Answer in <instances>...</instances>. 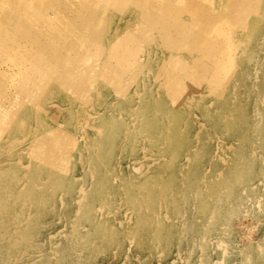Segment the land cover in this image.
<instances>
[{
  "label": "rangeland",
  "instance_id": "rangeland-1",
  "mask_svg": "<svg viewBox=\"0 0 264 264\" xmlns=\"http://www.w3.org/2000/svg\"><path fill=\"white\" fill-rule=\"evenodd\" d=\"M96 1L58 0L55 7L59 14L50 18V24L34 26L46 39L63 42L66 37L74 42L65 60L80 63L67 64L64 71L95 62L105 67L99 58L101 50L80 36L86 25L101 22L98 28L106 29L108 36L115 29L123 35L134 25L135 17L112 14V6L100 21H94V16L80 21L73 12L66 11V6L77 4L78 9L93 8ZM11 2L0 0V8H10ZM151 4L157 11L158 2L152 0ZM260 8V15H252L253 23L245 31L249 34L245 57L228 77L221 78L219 96L211 102V97L195 90L192 125L187 124L186 109L172 113L176 125L169 128V134L174 137L168 147L157 149L161 154L157 164L147 157L141 160V169L134 168L133 162L140 161L136 157L140 153L137 136L116 117L120 109L123 114L133 106L134 96L117 95L112 90L116 83L113 78L103 81L98 92L81 94L82 100L64 89L57 91L58 100L44 101L39 111L36 105L31 108L36 115L20 107L24 112L18 116L17 127L5 134L7 139L0 140V264H264V0ZM19 15L20 21L28 22L25 14ZM6 23L8 31L4 34L12 40L0 50V106L6 102L3 89L13 91L11 98L22 96L15 94L23 62L16 61L17 56L22 55L29 65L34 56L43 61L49 54L35 49L21 32ZM200 30L201 38L209 32ZM216 38L214 34L199 40L205 43ZM129 46L127 40L119 49L127 50ZM43 64L39 74H45L47 61ZM205 73L201 75L196 65L190 70V75L204 82L200 88L210 85V71ZM84 82L78 79L77 87L88 86ZM52 89L56 91L55 83ZM89 97L102 111L103 132L99 136L80 124L85 121L84 99ZM183 101L187 108L189 100ZM208 103L214 109L208 110ZM123 116L126 118L125 113ZM59 121L64 124L57 125L60 130L74 136L91 135L92 140L86 145L87 140L84 143L81 139L63 170L53 173L49 165L33 159L24 175V165L11 155H25L29 149L25 146L31 141L29 150L48 152L44 135L52 139L56 131L51 133V129H56ZM29 126L37 130L29 140L10 143L11 138L25 134ZM151 130L154 140L148 144L154 148H148V152L156 157L155 146L164 141L156 136L166 128L154 126ZM79 148L86 149L81 157ZM50 167L55 169V162Z\"/></svg>",
  "mask_w": 264,
  "mask_h": 264
},
{
  "label": "bare ground",
  "instance_id": "bare-ground-1",
  "mask_svg": "<svg viewBox=\"0 0 264 264\" xmlns=\"http://www.w3.org/2000/svg\"><path fill=\"white\" fill-rule=\"evenodd\" d=\"M56 1L58 0H12L10 8H0V15L3 14L5 17V23L0 24V50H2L3 46H8L10 44L9 41L12 40L8 35L4 34V32L8 31L6 23L8 22L11 28L21 32L29 43H33L35 49L49 53L48 59L45 57L43 61L39 56H34V62H30L31 64L29 65L25 63V58L22 55L17 56L16 61L23 62L21 66L22 79H19V87L17 91L15 90V94L22 96L11 98L9 94H13L12 90L11 92L8 89L1 91L4 93V101L6 102L0 106V140L6 138L5 134L9 135L13 128L17 127L18 116H22L20 114L22 111L24 112L20 107L25 106L26 112L30 114L34 105L39 111L42 109L44 101L51 100V98L58 100L57 91L64 89L78 97L81 94L87 96L89 92H98L103 81L106 83L113 78L116 82L114 86L118 85V87L114 88L113 86L112 90L117 95L125 98L134 96L133 106L124 111L123 114L120 109L116 117L118 119L120 117L121 120L125 121L127 124L126 128L137 136L136 140L139 142L138 149L140 153L136 157L140 161L138 164L135 162L133 164L134 168L140 169L143 167L141 160L147 157L151 158L154 164H157V159L161 155L157 149L166 145L168 147L170 138L174 137L169 134L172 131L169 128L176 125L172 122V113H177L175 109L178 111L186 109L187 124L192 125L191 116L196 107L195 102L191 104L194 100V92L199 91L200 95H208L212 98L211 102H213V97L219 96L222 92L223 81H221V78L228 77L229 73L236 69L238 63L244 59L246 42L249 38V34H246L245 31L253 23L254 17L252 15L255 17L260 15L262 10L260 5L263 2V0H156L159 4L157 11L154 10L156 7L152 8V0H99L96 1L93 8L88 9H78V4L73 6L69 2L72 8L66 6V11L73 12L75 17L80 18V21L93 16L94 21H100L106 15L108 16V14H103L107 12L110 6L114 8L112 14H128L131 17H135V20L134 25L129 27L123 35H119V30L115 29V33L113 31V34L108 36L106 29L101 30L98 28L101 22H97L95 25L91 24V26L86 25L80 36L101 50L102 55L99 58L106 68L99 62H95L78 68L73 66L70 71H64L67 64L75 63L77 65L80 63L71 58L65 60L68 56L67 50L75 45L74 42L66 39V37L63 42H55L42 36L44 34L40 30L34 29V26H48L50 20L59 14L56 12ZM19 14H23V16L25 14L28 22L24 23V19L20 21ZM31 19H37L40 22L34 23H39L40 25L34 24ZM198 23L199 26L197 25ZM196 26L199 27V30L209 31L203 38L216 34V40L208 39L205 43L199 40H203V38H201L202 35L199 30H196ZM16 36L18 35L16 34ZM17 39L19 38L16 37ZM127 40L128 42L130 41L131 47L129 46L127 50H120V44ZM202 42L203 44L200 45ZM138 44L140 46H137ZM15 46L17 45L15 44ZM258 47L260 48V46ZM18 49L21 48L19 47ZM4 51L6 52V50ZM62 51L66 52L63 56L60 55ZM34 53L37 54V51L34 50ZM222 53H224V57ZM44 61H47V64H45L47 69L44 71L45 74H39L38 71L43 67ZM194 65L197 66L201 75H206L205 71H210L211 82L207 88H200V86H205L204 82L194 78L192 74L190 75V70ZM158 66L160 67L159 70L156 69ZM157 70L158 72H156ZM78 79H85L84 84H88V86L77 87ZM125 79L127 83L121 84ZM188 79L191 80V83L188 82ZM193 82L197 85V89L191 88ZM53 83L56 84V91L52 89ZM130 91L133 95H130ZM183 98L189 100L185 105L187 108L183 106ZM80 99L82 100L83 96ZM84 100L86 111L83 116L85 121L80 122L82 129L90 127L91 131L95 133L94 136L102 135V111L95 106L93 97L85 98ZM210 105L212 103H208L206 108L208 110L214 109ZM165 107H167L168 111ZM124 113L126 118L123 116ZM34 115H36L35 112ZM76 122L78 124V121ZM59 124L64 125L62 121H59L56 124V129H51V133L56 131V135L52 139H47L48 136L44 135V147L48 152L40 153L34 148L29 150L31 141L25 146L29 148L25 155L18 153H16V156L15 154L11 155V157L24 165V175L29 171L33 159L39 163H45L46 166L49 165V170H52L53 173L63 170L71 157L72 150L78 149L81 139L83 138L84 143L87 140L86 145L92 140L91 135L89 137H83L84 135L74 136L75 134L71 135L69 131L60 130L57 128ZM154 126L166 128V130H161L162 133L160 135L156 136V138L159 137L158 139L164 140L162 144H156L155 146L156 157H153L148 152V148H154V146L151 147L148 144L154 140V135L151 136V129ZM29 127L31 128L27 129L26 133L22 134L20 138H11L9 140L10 143L15 144L29 140L32 134L37 131L34 127ZM85 132L83 134H87ZM35 142L40 143L39 140ZM155 142H158V140H155ZM85 152L86 149L79 148L78 156H83ZM75 154L77 155V152ZM52 162L56 164L55 169L50 167ZM2 170L3 168L0 169V172ZM79 190V196L82 198L84 195L83 189L80 188ZM79 201L80 199L78 203ZM24 204H27V202Z\"/></svg>",
  "mask_w": 264,
  "mask_h": 264
},
{
  "label": "crops",
  "instance_id": "crops-1",
  "mask_svg": "<svg viewBox=\"0 0 264 264\" xmlns=\"http://www.w3.org/2000/svg\"><path fill=\"white\" fill-rule=\"evenodd\" d=\"M223 55H224V53H222V56H223ZM223 57H224V56H223ZM197 79H198V78H197ZM188 82L191 83V80L188 79ZM126 83H127V80L125 79V80L123 81V83H121V84H126ZM192 84H194V82H193ZM192 84H191V85H192ZM195 85H196V84H195Z\"/></svg>",
  "mask_w": 264,
  "mask_h": 264
}]
</instances>
